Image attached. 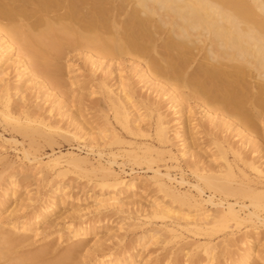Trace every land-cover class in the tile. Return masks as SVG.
Masks as SVG:
<instances>
[{"label": "bare ground", "instance_id": "bare-ground-1", "mask_svg": "<svg viewBox=\"0 0 264 264\" xmlns=\"http://www.w3.org/2000/svg\"><path fill=\"white\" fill-rule=\"evenodd\" d=\"M71 48L77 51L80 49L85 61L90 62L93 79L97 72L101 73L98 79L100 87L121 128L132 134V137L145 135L149 138L151 134L143 131V124L146 116L154 118V142L157 144L158 141L159 146L148 144L150 138L147 139L150 141L148 143L130 141L127 143L130 145L127 150L129 159L134 162L143 160L150 165L157 162L159 156L167 155L169 160L178 164L179 158L184 157L187 161L184 163H190L193 168V165H202L205 158L202 159L203 154L198 152L202 151V142L199 145L202 146L201 150H196L199 147L197 142L204 139L203 134H200L203 132H199L197 127L204 128V134L210 136L209 144H206L213 146L205 149L210 151L206 153L209 156H205L209 157L212 165L208 161V169L205 165L203 169L200 166L202 172L196 170L199 176L197 179L203 184H193L199 196L205 192L204 187L208 188L205 202L194 197L195 193L192 195L185 190L184 193L175 190L173 182L189 184L182 174L183 170L180 179H177L170 170V164L165 166V171L150 166L153 182L170 194L173 201L183 203L186 200L189 206L199 207H195L196 213L191 209L184 213L168 203L160 205L161 201H154L150 215L164 221L169 219L167 223H171L164 222V225L177 236L182 234V230L204 231L206 234L224 231V234L232 236L241 230L243 224L251 222L254 229L243 233L240 237L241 245L227 264L264 263V253L260 248L264 243L258 245V238L264 233V0H0V91L4 94L0 96L4 102L3 106L0 103V118L24 135L31 136L28 138L32 140L37 134H57L76 140L81 138V141L86 138L90 142L94 138L93 134L91 139L84 137L91 135L84 122L86 119L82 122L77 119V123L76 114L69 115L63 111L66 106L58 99H62L61 95L64 96L65 92H61L60 87H67L62 79L65 76L62 75V65L58 63V58L68 55L65 53L68 50L72 53ZM6 56L7 60H12L16 65L17 76L14 74V79L11 77L15 76H9L10 65H1ZM126 61L131 63L139 81L134 82L119 73L125 68ZM67 66L66 70L71 73L78 69L75 65L76 69ZM74 73L68 81L71 86L78 84L80 87L85 82L86 87L82 86L79 90L89 89L86 80L80 78L82 74ZM112 80L117 81V85ZM139 83L141 85L138 87ZM144 86L153 88L148 95L141 94ZM53 87H57V92L60 90V96L55 95L56 91L50 92ZM33 88L37 93H32L37 95L34 100L29 95ZM154 91L156 96L151 97ZM88 92L93 93L91 90ZM13 95L25 106L14 104L15 107L12 104ZM36 100H40V105L48 101L51 114L55 112L53 109L64 116L67 114L73 129H68L65 124L61 126L59 117L47 121V117L51 119L50 113V116L40 113L43 107L37 105ZM163 100L172 109L174 118L169 119L168 113L163 110ZM33 103L37 109H32ZM56 103L58 109L55 108ZM18 106L22 108L18 112L14 111V107ZM197 106L203 112L201 119L204 116L208 120L206 124H200L201 119L200 123L195 122ZM46 108L44 106L43 109ZM146 125V128L150 126ZM112 130L104 126L98 131L95 128L94 133H99L95 134L96 139L98 134L101 139L105 136L103 139L107 141ZM116 135L113 141L118 138ZM232 137L238 138L237 142L241 141V144L232 140ZM177 138L181 142L178 153L176 150L179 147L175 150L173 146ZM11 141L15 142L16 139ZM92 150L91 147L86 154ZM139 150L143 154H151L140 155ZM100 152L98 156L103 155ZM231 154L233 160L228 156ZM25 155H29V151ZM52 155L43 163L44 166L58 165L64 158L70 159L75 165L88 163V156L78 157L72 151H58ZM107 160V165L98 162L102 173L98 182L102 187L116 189L117 194L113 196V201L102 202L97 207L99 210L116 207L125 212L123 195L139 188L138 178L128 180L116 174L112 167L117 164L114 154L113 158ZM17 192L16 186L11 190L4 187L2 199L15 198ZM63 195L66 196L64 192ZM63 195L61 199L65 198ZM2 199L0 211L4 205ZM52 201V204L48 202L37 208L28 218L26 215L15 217L9 221L8 226L27 231L31 226L39 224L56 207L58 196L57 200ZM206 202L217 208L214 207L213 212L210 209L212 213L207 209L208 213ZM15 203L9 215L20 206L17 201ZM204 209L207 217H199ZM91 232L83 227L74 228L76 237L87 238L92 235ZM24 239L21 236L18 239L15 234L5 230L0 221V264H76L73 262L74 257L77 252L80 254V250L73 248L47 261L44 259L46 249L26 253L18 251L19 246H16ZM135 250H126L116 257L111 254L102 255L93 264H149V259H140V254L135 253ZM211 250L206 248L210 259H214Z\"/></svg>", "mask_w": 264, "mask_h": 264}, {"label": "rangeland", "instance_id": "rangeland-1", "mask_svg": "<svg viewBox=\"0 0 264 264\" xmlns=\"http://www.w3.org/2000/svg\"><path fill=\"white\" fill-rule=\"evenodd\" d=\"M71 50L72 53L71 51L68 52L69 51L68 50L65 52L68 53V55L64 54L66 56H63V58L62 57L58 58L59 60L58 63L60 64V66L62 65L61 67L62 75L65 76L62 79L64 85H67V87L62 85H61L62 87L59 86L62 90L61 92H63V90L65 92L63 93L64 96L61 95L62 99H60V97L58 99L60 101L62 100L61 102H63V104H65L66 106L64 107L63 111L68 112L67 114L69 115L76 114L75 118L77 123L79 120L80 122H82L83 119H86L84 120V122L87 123L86 125L87 127H89L87 131H90L91 135L84 137L87 138L90 137L91 139L93 134L94 138L91 142L89 139L86 138L82 139L85 141L84 142L81 141V138L79 140H76V138L66 137L61 135L58 136L57 134H49V135L39 134V136L37 134V136L35 135L33 137L34 140H32L30 139L32 138L31 136L24 135L19 130H16L17 128L15 127L12 128L13 127L12 125H9L8 122H4L3 119L0 118V201L3 197L4 187L9 188L11 190V188L16 186L18 189L17 196H15V198L8 197L10 199L8 198H3L4 200L2 199V204L4 205L2 206V209L0 211V221L2 222L3 228L5 230H9L10 232H12V234H15V236L18 239H20V236L23 239L26 238L23 240L24 242L22 241L17 244L16 247L19 246L18 251L20 252L23 251L26 253L29 251H35L37 249H46L47 253L44 255V259L46 258L47 261L49 260L51 261L58 258L65 251L67 252L69 251V249L72 250L74 248V250L77 249L76 251L80 250L79 251L80 254L77 252L78 255L76 254V257H74L73 262H75L76 264H93V262H95L94 260H97L98 257L102 255L111 254L114 257H116L122 254L124 251L126 250L129 251L132 250L133 248L136 249L135 253L140 254V259L148 258L149 264H187V263L188 264H227L228 262L230 263V261L234 256L235 251H237L238 247L241 245L240 237L243 235L244 232L252 231L254 229L251 222H247L243 224L241 226L240 231H237V229L234 228L237 232L232 236L224 234V231H217L213 234H206L204 231H193V230H182V234H180V236L178 234L177 236L174 235L170 230H168L166 228V225H164L165 223L168 222L169 219H165L164 221L158 217H153L150 215V211L153 208L152 203H154V201H158V202L161 201L162 203L160 205L168 203L172 207L178 208L181 210V212L184 213L185 211L186 212L190 211V209L191 211H193V213L197 210L195 209L196 206L194 207H192L191 205L189 206V202H186V200L183 203L178 200L173 201L170 194H168L166 191L164 192V190L162 191L159 185L153 182V179L151 178L153 172L152 169H149L150 166L165 171V166H168V164H170L169 166L170 167L172 166L171 167L172 169L170 170L174 176H177L176 177L177 179H180L179 176H181L182 173L181 170H183L182 174L185 176V179L189 182V184L187 183L181 185L179 183L173 182L174 183L173 187H175V190L177 192L180 191L183 192L185 190L184 192H189L192 195H194L193 193H195L194 197L198 198V200L200 201L201 200L204 201V199L208 198V194H209L208 188L204 187L205 192H203L200 195L201 196L200 197L199 196L200 193L196 192L197 189L193 187V184H198V183L203 184L200 182L201 180L199 178H198L199 180L197 179V177H199L197 175L200 171L202 172L201 168L203 165H205L206 169L209 168L210 163L212 165V162H210L209 157L205 156V154L209 151L205 149L209 146L211 147L212 145V144L211 145L206 144V142L209 144L208 140L210 136L207 135L206 133L205 134L207 136L204 134L205 132L203 131L204 128L202 129V127L199 126L197 127L199 129V132L200 131L203 132V133L200 132L201 136L202 134L204 136V139L202 138L203 141L197 142L198 146L203 144V148L202 146L196 147L197 151L198 148H200L199 150H201L202 148V151H198V152H201V154H203L202 159L203 157H205L203 159L204 163L200 165L201 168L199 165H193V168L194 166L196 167V169L195 168L193 169L190 163H184V161L187 162L184 157L180 159L181 158L180 155H179L180 158L178 160V164L175 161L173 163L172 160H169L167 158V155H161V158L159 155H157L159 156L157 162L155 161L150 165L145 161L143 162V160L141 162L140 161L134 162V160L129 159L127 157V153L129 151L127 150L130 148V145L127 143L130 141L148 143L150 141L147 139L150 138L151 142L148 144H152L156 147L159 146L158 141L157 144L155 143L156 139L154 137V132H155L154 118L151 119L149 118V116L148 117L146 116L145 118L146 122L145 121L144 122L147 125L145 123L144 124L146 126L150 125L151 127L149 126L150 128L149 127L146 128L144 124H143L144 128L142 127L144 132L146 133L150 132L151 135L149 136V138H146L145 135H138L137 137L133 135L132 137V134L128 133L126 130H124V128H121L120 125L116 123L113 117V111L104 97L103 88L100 87L98 79L100 78L101 73L97 72L96 73L97 76H95V78L93 79L90 71V67H91L90 66L91 64H89L90 62L88 63V61H85L84 55L81 53L80 49H78L80 53L76 49H75L76 51L72 48ZM7 58L8 56H6L5 59H3L1 65L3 67H6V65L7 66L10 65L9 69L11 72L8 70L9 76L10 75L15 76L17 74L16 73L17 69L15 67L16 65H14L12 60L10 59L7 60ZM73 64L79 70L76 69ZM67 65L72 66V68L70 69H76L75 71L76 74L77 72H79L78 74L80 75L82 74L81 75L82 77L80 78L86 80L87 86L90 87L89 89L81 90L83 92L79 90L82 86L86 87L85 82L84 84L82 83L83 85H79L80 87H78V84L71 86L70 84L71 82L69 83L68 81L71 80L70 79L72 76L71 74H73L74 72L71 73L68 70H66L68 67ZM124 66L125 68L119 73H121L127 79L129 78L134 80V82L139 81L138 77L135 74V70L132 69L131 63L126 61L124 63ZM62 68L64 69V71L62 70ZM66 72L67 73L69 72L70 77L69 74L64 75V73ZM16 76L11 77V79L16 78ZM66 80L67 82H65ZM113 82L114 84L117 85V81L112 80V83ZM140 85L141 83L138 84V87ZM56 89L57 87L56 88L53 87L52 90L50 89V92H54L56 91ZM152 89L148 88L147 86H144L141 89L142 91L141 94L148 95V93H150ZM31 90L32 91H30L31 93L29 92V95H31V99L33 97L34 100V96L36 97L37 93L34 90V88ZM90 90L93 91V93L89 94L88 91ZM34 91L36 94H32ZM57 91L54 92L55 95L57 94L60 96L61 93L60 90H59L60 93ZM2 92L3 91H0V96L4 95L2 94ZM13 96H12L13 105L14 104L16 106L22 105V107L25 106V103L20 102L17 96L14 97ZM155 96H156V91L153 92L151 97H155ZM2 101L3 100L0 98V103L2 104L1 106H3L4 103ZM37 101L38 100H36L35 102ZM41 101L43 103V100ZM39 102L40 100L38 101L37 105H40ZM61 102L58 104H61ZM163 102L165 101L163 100ZM28 103L30 104L32 102L29 101ZM49 104L47 101L46 103L44 102L40 106L41 108L42 107L44 108V106L46 108ZM55 105H57V103ZM163 105H164L163 110L165 111L166 114L168 113L169 119L174 118L175 114L172 115L173 113L172 109H170V107L168 108L166 102ZM34 106L35 104L33 103L32 109L37 107ZM49 106L47 107L48 109L46 108V110L42 108L43 111L41 108L38 109V111L41 109L40 113H42L43 115L52 116V117L50 116L52 120L49 119V117H47L46 118L47 121L48 120L49 122L54 121L55 120L54 118L58 119L59 117L58 120L60 121L61 126L65 124V126L68 127V129L69 128L73 129L71 128L73 126L70 124V117L68 119L67 118L68 116H66L67 114H65L66 119L64 118L65 116L63 114H60V112L56 113V109H53L55 110V112L53 111L51 114L48 111ZM58 106L59 105L55 106V108L58 109ZM15 107L13 109L14 111H17L18 109L20 110V108H22L21 106H18L17 108ZM82 108H84L85 111L84 110L83 111L86 112L87 116L85 115L84 112H82L81 110ZM195 110H196L195 122L199 121L200 123V121L202 120L200 124H206L208 121L207 119H205L206 117L204 118L203 116L204 119L203 118L201 119L202 117L201 114L203 112L201 113V110L198 108V106L195 108ZM48 113H50V115ZM58 113L62 116H60ZM147 118H149V122ZM64 120L68 123V126L67 123L64 122ZM107 121H109L110 123H108ZM109 125L112 127H109ZM100 126L102 128L104 126V128L106 127L108 130L110 129L112 130V128L114 127L113 129L115 131L117 130V132H114V130H112L115 133L113 134L112 131L111 132L108 131V133L110 132L109 135L110 137L109 136H108L109 138L106 137L108 139L107 141L106 139H103L105 138L104 135L101 134V136H104L102 137L103 139L102 140L100 135H98L99 133L96 132L98 133L96 139L95 136L96 133H94L95 128L96 131H98L102 129ZM90 128H94V130L93 129H92L93 131L89 130ZM200 128L202 130H200ZM173 129L175 130V128ZM111 133L113 134V136H111ZM115 135L118 138H116L114 141L118 143H114L113 141ZM231 135L232 134H230V137ZM12 139H16V141L13 142L11 141ZM118 139H122L123 142H121V140L117 141ZM175 140L173 146L175 147L174 148L175 150L178 149L177 147H179V149L176 150V152L178 153V151L181 150L180 149L181 142L180 140H178V138ZM232 140L237 142L238 138L232 137ZM239 142L240 143L238 142L237 143L241 144V141ZM85 143H87L86 146ZM89 147L90 148L92 147L93 149L92 150L93 153L90 152L89 153L90 155L86 154L87 151L90 149ZM203 149L205 150V153ZM28 151H29V155H25V152ZM58 151L59 152L72 151L73 153L78 154L77 155L78 157L88 156V163H81L79 165H75L74 162L71 161L70 159L68 160L67 158H64L61 159V163L58 165L47 166V167L44 166L43 163L48 161L53 156L52 153H58ZM211 151H213V149ZM96 152L97 154H99L100 152L103 155H99L100 156L99 157L96 154ZM138 153L140 155L151 154V153L143 154L140 150L138 151ZM113 154L115 155V159L117 161V164L112 165L113 169L115 170V173L128 180L133 177L134 178L137 177L138 183L140 184L139 188H137L138 191L135 190V191H131L132 193L131 192H128L126 194L124 193L123 200L125 201L124 203L126 205H124L123 207L125 212L119 211V209L116 207L115 208L108 207L106 208L107 210L105 209L99 210L97 207V205L99 206L102 202L108 203L113 201V196L116 197L117 194L116 189H113L108 186L102 187L101 185H99L98 182L102 178V173L100 171L101 167L98 166L99 164L98 162L100 161L105 165H107L108 164V162H106L108 161L107 159L113 158ZM228 156L231 160L234 159L232 154ZM189 160L191 161V159ZM219 163L221 164V159ZM187 164L190 166L188 167ZM175 165L180 167H176ZM197 166H199L198 167L200 168L199 170ZM196 170L198 171V173ZM13 181L14 184L12 183ZM12 185L14 186L12 187ZM62 187L66 189L64 190V188ZM190 187L193 188L191 189ZM63 192L64 194H66V196L63 195ZM62 195L63 197L65 196V198L61 199ZM57 196H58V202L56 204V207H54V209H51L48 215H46L39 224L35 226L34 225L31 226L27 231L22 230L18 227L12 229L8 226L9 221L15 219V217H24L26 215V218H28L27 216L30 213L35 212L37 208H41L46 203L48 204V202L52 204L53 202L52 200H57ZM16 201L17 203L20 204V206L18 204L19 207L16 206L18 208L17 211L9 215L11 210L15 207ZM210 204L211 203L206 202L205 209L206 211L209 210L210 213H212L213 210H215V208L217 207ZM96 209H98L99 211ZM205 209L204 211L200 210V212L203 211L204 213L203 214L199 213L201 214L198 215L199 217L206 215L207 212L205 211ZM210 209L212 210V212ZM206 217L207 216H205V218ZM170 223L171 221H169V223L167 224ZM75 227L87 228L88 230L92 231L91 232L92 235L88 236L87 238L76 237L74 235ZM225 230H229V229H225ZM258 242L257 243L259 246L261 245V243H264V233L260 234L258 238ZM207 247L209 248V251L212 249L211 251L215 255L214 259H210V256L206 251ZM260 248L261 250H263L264 253V245H261Z\"/></svg>", "mask_w": 264, "mask_h": 264}]
</instances>
